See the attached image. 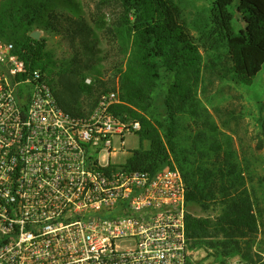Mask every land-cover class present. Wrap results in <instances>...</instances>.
<instances>
[{
  "label": "built area",
  "instance_id": "2783aa9c",
  "mask_svg": "<svg viewBox=\"0 0 264 264\" xmlns=\"http://www.w3.org/2000/svg\"><path fill=\"white\" fill-rule=\"evenodd\" d=\"M120 104L111 90L87 113L66 110L0 39V264H198L180 170L112 161L115 139L141 129Z\"/></svg>",
  "mask_w": 264,
  "mask_h": 264
},
{
  "label": "trees",
  "instance_id": "16d2710c",
  "mask_svg": "<svg viewBox=\"0 0 264 264\" xmlns=\"http://www.w3.org/2000/svg\"><path fill=\"white\" fill-rule=\"evenodd\" d=\"M58 1H0V39L14 43L27 66L39 70L51 86L49 77L54 73V61L46 51L45 40H35L31 35L43 22L45 13ZM211 1L209 28L202 31L211 42L208 48L217 50L225 44L233 79L250 86L264 68V0ZM102 2H115L121 9L117 20L108 28L119 41L125 57L120 68L118 91L116 87L112 89L121 99L114 113L124 120L139 121L141 129L137 135L141 142L150 143L148 149L135 150L128 165L153 173L178 168L187 186L186 227L190 247H200L207 256L220 262L239 256L250 264H257L261 259L255 251L260 219L233 146L231 142L222 145L215 139L217 143L208 153L201 150V144L209 138L207 134H216L218 127L199 98L207 65L180 6L174 0ZM237 13L246 24L239 31L235 26ZM76 26L85 29L79 22ZM162 70L172 76L164 99L166 126L152 117L156 109L154 94L162 80ZM101 84L104 90L99 97L111 91ZM54 92L62 98L63 92ZM79 92L92 95L93 90L84 85L79 87ZM79 106L80 102L75 100L73 108L67 110L83 114ZM180 114H189L205 129L198 134L192 152L189 151L196 156L194 160L187 155L182 157L183 152L178 149ZM194 205L204 210L218 209L219 214L216 218L198 217L191 211Z\"/></svg>",
  "mask_w": 264,
  "mask_h": 264
},
{
  "label": "rangeland",
  "instance_id": "374dc122",
  "mask_svg": "<svg viewBox=\"0 0 264 264\" xmlns=\"http://www.w3.org/2000/svg\"><path fill=\"white\" fill-rule=\"evenodd\" d=\"M2 1V0H0ZM181 8L183 17L194 36L198 39L207 65L203 71V82L199 92L202 105L210 113L218 132L207 134L208 139L201 144L202 152L208 153L214 143H230L240 161L244 178L255 202L260 219V234L255 251L261 257L257 264H264V68L250 86L238 83L230 73L231 62L225 44L217 50H209L211 44L202 31L209 28L211 0H174ZM121 12L115 2L106 4L102 0H59L53 9L45 13L43 22L35 28L40 32V40L46 42V51L54 61V73L50 74L51 84L57 92H63L59 103L67 110L73 108L74 101L80 102V112L93 109L99 93L105 88L119 87L120 68L125 61L119 41L109 31ZM85 29H78L77 23ZM62 27L56 29L57 27ZM235 26L239 31L246 27L243 17L235 16ZM172 83V76L162 70V80L155 91L156 109L152 117L166 126L164 99ZM92 87V95L79 92L80 86ZM118 91V90H117ZM69 111V110H68ZM204 126L189 114L178 116V149L191 160L197 136ZM162 132L165 130L163 128ZM213 136V139L210 137ZM216 139V140H215ZM198 142V141H197ZM200 144V143H199ZM148 141L141 142L137 134L125 137V146L115 139L112 161L125 163L139 148L148 149ZM198 217L216 218L218 209L204 210L199 205L191 208ZM198 264H227L231 260H242L239 256L226 258L223 262L207 256L200 247L191 248Z\"/></svg>",
  "mask_w": 264,
  "mask_h": 264
},
{
  "label": "water",
  "instance_id": "95a60500",
  "mask_svg": "<svg viewBox=\"0 0 264 264\" xmlns=\"http://www.w3.org/2000/svg\"><path fill=\"white\" fill-rule=\"evenodd\" d=\"M32 38H34L35 40H40V32H38V31H35V32H33L32 33Z\"/></svg>",
  "mask_w": 264,
  "mask_h": 264
}]
</instances>
